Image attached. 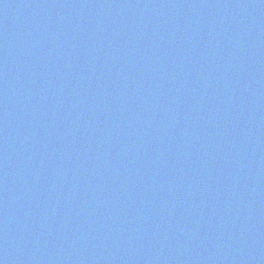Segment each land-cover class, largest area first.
<instances>
[{
	"label": "water",
	"instance_id": "water-1",
	"mask_svg": "<svg viewBox=\"0 0 264 264\" xmlns=\"http://www.w3.org/2000/svg\"><path fill=\"white\" fill-rule=\"evenodd\" d=\"M0 264H264V0H0Z\"/></svg>",
	"mask_w": 264,
	"mask_h": 264
}]
</instances>
